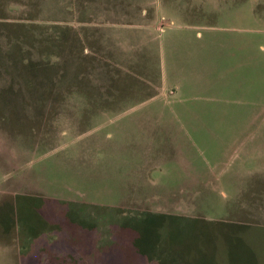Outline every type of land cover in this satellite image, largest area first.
Segmentation results:
<instances>
[{
	"label": "rangeland",
	"instance_id": "1",
	"mask_svg": "<svg viewBox=\"0 0 264 264\" xmlns=\"http://www.w3.org/2000/svg\"><path fill=\"white\" fill-rule=\"evenodd\" d=\"M261 169L264 0H0V264H264Z\"/></svg>",
	"mask_w": 264,
	"mask_h": 264
},
{
	"label": "crops",
	"instance_id": "2",
	"mask_svg": "<svg viewBox=\"0 0 264 264\" xmlns=\"http://www.w3.org/2000/svg\"><path fill=\"white\" fill-rule=\"evenodd\" d=\"M259 174L260 178L264 177V169L262 170H256L254 176L257 177V175ZM252 187L250 186V198H249V208L250 210H252V204L254 207V210H256V205L258 206H262L264 205V190L260 189V188H255V191H252ZM261 197V198H260Z\"/></svg>",
	"mask_w": 264,
	"mask_h": 264
}]
</instances>
